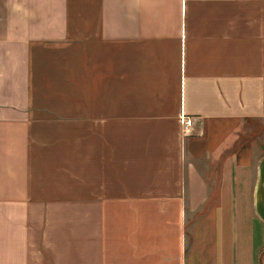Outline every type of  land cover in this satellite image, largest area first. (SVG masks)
Returning <instances> with one entry per match:
<instances>
[{
    "label": "crops",
    "instance_id": "1",
    "mask_svg": "<svg viewBox=\"0 0 264 264\" xmlns=\"http://www.w3.org/2000/svg\"><path fill=\"white\" fill-rule=\"evenodd\" d=\"M263 167L264 0H0V264H264Z\"/></svg>",
    "mask_w": 264,
    "mask_h": 264
},
{
    "label": "rangeland",
    "instance_id": "2",
    "mask_svg": "<svg viewBox=\"0 0 264 264\" xmlns=\"http://www.w3.org/2000/svg\"><path fill=\"white\" fill-rule=\"evenodd\" d=\"M245 125H246L245 127L242 125L241 132H244V129L246 128L247 129V131H246L247 135H249L250 137H253L254 142L258 144L259 140H260V134H261V124L258 123V122H253V123L252 122H248V123H245ZM243 137H244V135H243ZM239 139H242L241 135H240ZM263 170H264V167H263ZM260 211H259V213H261L263 215V217H264V212H260Z\"/></svg>",
    "mask_w": 264,
    "mask_h": 264
},
{
    "label": "built area",
    "instance_id": "3",
    "mask_svg": "<svg viewBox=\"0 0 264 264\" xmlns=\"http://www.w3.org/2000/svg\"><path fill=\"white\" fill-rule=\"evenodd\" d=\"M179 123L181 124L183 129H186L190 125V118L186 115L179 114Z\"/></svg>",
    "mask_w": 264,
    "mask_h": 264
},
{
    "label": "water",
    "instance_id": "4",
    "mask_svg": "<svg viewBox=\"0 0 264 264\" xmlns=\"http://www.w3.org/2000/svg\"><path fill=\"white\" fill-rule=\"evenodd\" d=\"M260 189H261V193L264 197V170L262 172L261 179H260Z\"/></svg>",
    "mask_w": 264,
    "mask_h": 264
}]
</instances>
